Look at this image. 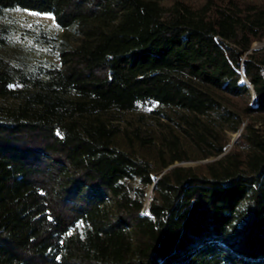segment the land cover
Instances as JSON below:
<instances>
[{
    "label": "trees",
    "instance_id": "trees-1",
    "mask_svg": "<svg viewBox=\"0 0 264 264\" xmlns=\"http://www.w3.org/2000/svg\"><path fill=\"white\" fill-rule=\"evenodd\" d=\"M12 10L51 15L74 44L30 65L0 22V264H264V130L245 126L244 156L157 178L264 120V7L0 0V19ZM141 108L150 123L123 129Z\"/></svg>",
    "mask_w": 264,
    "mask_h": 264
},
{
    "label": "rangeland",
    "instance_id": "rangeland-1",
    "mask_svg": "<svg viewBox=\"0 0 264 264\" xmlns=\"http://www.w3.org/2000/svg\"><path fill=\"white\" fill-rule=\"evenodd\" d=\"M191 3L192 5L199 6L202 5L206 0H184ZM226 0H217V2H224ZM258 5L264 7V0H249ZM0 22L9 30L8 41L10 46L5 50L13 59H21L28 62L30 65H48L50 67H59L60 59L58 57L59 51L62 48V42L69 41L74 44L72 39H70V32L59 28L54 18L51 15H41L28 11L12 10L6 12V14L0 19ZM252 50H257L264 52V40L261 42H255L252 46ZM245 83V82H244ZM252 95L254 96L253 90ZM254 100L251 101L253 103ZM232 108L239 112L245 108L246 103L242 100H234L231 102ZM146 108H141L138 111L123 114L122 121H119L120 126L123 129H131L132 125H140V121H148L149 116ZM142 115V117H140ZM144 117H147L146 119ZM243 125L241 129L234 132H226V137L229 141V145L226 151L218 156L207 160H191L185 162H176L171 165L157 176L161 178L169 170L178 167H195L200 165H205L212 163L219 159H222L228 152L238 149L239 152L244 156L247 153V148L244 142L239 144L241 134L244 131L245 126L251 125L254 129L264 130V120L259 117H250L242 119ZM127 145L120 139L119 147L122 149H127ZM190 149V148H189ZM191 150V149H190ZM144 154V153H143ZM193 156V153H192ZM152 159V156H147ZM156 165V163H155ZM139 185V184H138ZM155 183L149 187L147 200L145 204L144 211H147L149 203L154 197ZM152 193V198L149 200V195Z\"/></svg>",
    "mask_w": 264,
    "mask_h": 264
},
{
    "label": "bare ground",
    "instance_id": "bare-ground-1",
    "mask_svg": "<svg viewBox=\"0 0 264 264\" xmlns=\"http://www.w3.org/2000/svg\"><path fill=\"white\" fill-rule=\"evenodd\" d=\"M152 198V193H150V195H149V200Z\"/></svg>",
    "mask_w": 264,
    "mask_h": 264
},
{
    "label": "water",
    "instance_id": "water-1",
    "mask_svg": "<svg viewBox=\"0 0 264 264\" xmlns=\"http://www.w3.org/2000/svg\"><path fill=\"white\" fill-rule=\"evenodd\" d=\"M252 89V88H251ZM253 90V89H252ZM253 93H254V91H253ZM153 190H154V187H153Z\"/></svg>",
    "mask_w": 264,
    "mask_h": 264
}]
</instances>
